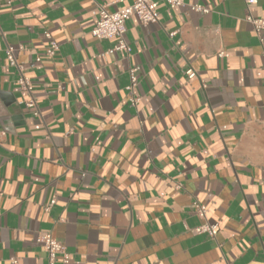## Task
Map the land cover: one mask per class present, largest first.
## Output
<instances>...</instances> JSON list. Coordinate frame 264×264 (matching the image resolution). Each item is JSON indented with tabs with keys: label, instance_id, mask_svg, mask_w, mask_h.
Returning <instances> with one entry per match:
<instances>
[{
	"label": "crops",
	"instance_id": "1",
	"mask_svg": "<svg viewBox=\"0 0 264 264\" xmlns=\"http://www.w3.org/2000/svg\"><path fill=\"white\" fill-rule=\"evenodd\" d=\"M132 1H0V264H50L45 233L67 251L52 264H264V30L246 18L264 0L161 1L109 51L99 7Z\"/></svg>",
	"mask_w": 264,
	"mask_h": 264
},
{
	"label": "built area",
	"instance_id": "2",
	"mask_svg": "<svg viewBox=\"0 0 264 264\" xmlns=\"http://www.w3.org/2000/svg\"><path fill=\"white\" fill-rule=\"evenodd\" d=\"M1 1V0H0ZM163 2L170 8L176 7L183 3V0H133L129 5L121 7L117 10H109L106 5H101L99 7V15L91 28L90 33L98 38L104 39L108 37H117L118 42L112 50H124L127 53L130 52L129 45L123 40V35L125 33V22L131 17L135 16L140 23L148 24L155 23L159 18V3ZM256 0H245L247 5L255 3ZM190 8L196 12H207L208 9L199 3L190 5ZM247 20L253 25L254 30L258 33L264 30V19L254 18L251 15L246 16ZM173 33H171L172 35ZM44 36L47 38L48 43L45 48V53L49 57H52L56 50L58 49V44L52 38L49 32H45ZM260 42L264 45V37H259ZM8 64L15 66L18 70L19 78L17 79L20 89L29 91L31 89V82L28 77L24 76L23 68L19 65L15 59L13 48L11 46L6 47L5 50ZM222 53H220L221 55ZM37 60L39 58H36ZM187 77L192 78L195 76V72L192 69H187L185 71ZM129 83L124 87L128 99L132 106L136 105L140 100L139 97L133 95V87L137 82L136 69L129 70ZM19 103L24 104L26 107H33L34 101L32 99L20 100ZM34 114H37L35 111ZM193 211L202 220L200 224L194 227L193 232L196 234L207 233L209 236L214 237L217 233L218 226L216 224L208 223L206 221V206L200 204L197 201L192 202ZM38 241L43 243L44 248L49 257V263L52 264L56 255L60 254L63 256L64 260L67 256V251L65 246L56 240L50 233L40 234L38 236ZM10 264H19L14 257H10Z\"/></svg>",
	"mask_w": 264,
	"mask_h": 264
}]
</instances>
